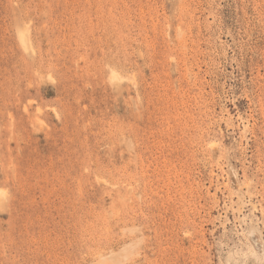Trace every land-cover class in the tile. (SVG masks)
Returning <instances> with one entry per match:
<instances>
[{"label": "rangeland", "instance_id": "obj_1", "mask_svg": "<svg viewBox=\"0 0 264 264\" xmlns=\"http://www.w3.org/2000/svg\"><path fill=\"white\" fill-rule=\"evenodd\" d=\"M0 264H264V0H0Z\"/></svg>", "mask_w": 264, "mask_h": 264}, {"label": "bare ground", "instance_id": "obj_2", "mask_svg": "<svg viewBox=\"0 0 264 264\" xmlns=\"http://www.w3.org/2000/svg\"><path fill=\"white\" fill-rule=\"evenodd\" d=\"M117 75V74H116Z\"/></svg>", "mask_w": 264, "mask_h": 264}]
</instances>
